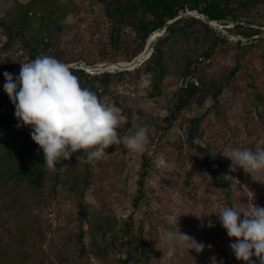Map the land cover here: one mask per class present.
Returning <instances> with one entry per match:
<instances>
[{"label": "rangeland", "instance_id": "rangeland-1", "mask_svg": "<svg viewBox=\"0 0 264 264\" xmlns=\"http://www.w3.org/2000/svg\"><path fill=\"white\" fill-rule=\"evenodd\" d=\"M59 1L61 29L53 30L50 56L71 64L85 58L93 65L104 55L122 56L137 46L135 32L126 27L122 37L127 46L115 53L110 45V22L97 0ZM14 8L13 0H0V18H8ZM30 23L39 25L33 19ZM240 23L264 32V14ZM234 25L230 20L210 26L214 30L210 37L226 41L196 65L201 75L220 81L237 67L223 88L219 105L208 96L164 128L162 118L182 82L179 73L185 54L197 57L208 43L201 37L200 24L194 36L184 38L176 33L165 44L167 74L161 95H147L150 76L142 70L130 79L112 81L103 90L102 102L115 104L126 117L118 129L121 135L145 129L147 144L142 151L110 146L94 163L85 162L83 156L78 159L80 152L73 153L55 170L45 165L44 181L35 188L21 168V131L0 134V264H208L213 257L218 263L224 259L234 240L220 226L218 207L236 206L241 211H251V205L264 207V173L253 174L252 179L242 169L231 171V161L224 157L232 148H264V41H254L259 34H239ZM26 59L17 44L0 48V73L14 65L11 73ZM87 70L95 73L90 67ZM94 82L102 89L99 81ZM193 118L200 122L190 143L187 134ZM4 136L9 139L7 144ZM143 157L148 161L144 194L134 207ZM80 203L86 210L84 217L79 214ZM175 225L180 234L203 243L204 249L199 252L179 239L172 244L173 255H164L168 242L159 239V228L174 231ZM80 229L85 251L77 239ZM235 264L241 262L235 259Z\"/></svg>", "mask_w": 264, "mask_h": 264}, {"label": "trees", "instance_id": "trees-1", "mask_svg": "<svg viewBox=\"0 0 264 264\" xmlns=\"http://www.w3.org/2000/svg\"><path fill=\"white\" fill-rule=\"evenodd\" d=\"M15 8L9 13L8 18H0V48L7 50L12 45H19L25 53L26 60L35 59L38 56L49 55L48 48L52 43L53 30H60L58 20L62 13L58 11L60 7L59 0H28L23 3L19 0H13ZM103 6L104 15L110 22V45L115 53L126 48L127 41L122 37V31L130 27L135 32L138 44L135 48L118 57L102 56L99 62H117L128 61L139 54L146 43L148 36L159 29L165 22L174 18L179 13L192 10L207 16L215 22L235 21V29L239 34L251 36L260 34L261 30L245 26L240 23L241 19L249 18L255 15L264 14V0H97ZM37 20L39 25L31 24V20ZM200 24L204 32L202 38L208 40L197 57L185 54L183 66L179 77L182 81L174 91V98L171 101L167 114L162 118L165 129L170 126L181 114V112L192 104H203L206 97L210 96L214 105L220 104V96L223 88L230 77L237 71V67H232L226 74V79L219 80L201 75L196 69L197 64L202 60H207L213 54L215 48L226 39L213 36V32L207 23L201 18L189 16L179 19L169 25L166 30L158 37L153 46L150 56L144 60L139 67L133 70H124L116 72L104 71L101 73H89L82 68L69 67L70 70L79 78L82 87L88 88L97 96H101L103 90L112 81L127 80L134 74L142 70L150 76V86L146 91L150 97H157L162 94L163 80L167 74V64L165 58V44L178 33L187 38L194 36L195 26ZM264 41V37L254 40ZM253 42V41H251ZM121 54V53H120ZM50 56V55H49ZM69 63V60H61ZM87 64H92L89 60L83 58ZM94 64V62H93ZM15 66L7 68L9 72ZM0 82L4 81L3 73H0ZM94 81H99L102 89L95 86ZM200 119L193 118L190 121L187 139L190 143L194 140V134L197 132ZM19 121L14 116V105L5 93L0 94V134H7L8 131L20 130L18 143V155L22 162V171L26 169L25 176L28 183L37 188L44 181L46 168L42 160L41 150L30 137V129L27 126L17 127ZM13 132V131H12ZM14 133V132H13ZM7 136V135H5ZM4 136L5 144L9 139ZM199 150L202 147L197 146ZM32 149V153L30 152ZM143 167L137 181V196L133 200V206L143 198L145 179L147 177L148 161L143 157ZM86 213L83 203L79 204V214L84 217ZM82 217V218H83ZM132 222V216H129ZM131 229V226L128 225ZM77 239L82 251H85L84 231L80 229L77 233ZM253 264H261L258 257H251Z\"/></svg>", "mask_w": 264, "mask_h": 264}, {"label": "clouds", "instance_id": "clouds-1", "mask_svg": "<svg viewBox=\"0 0 264 264\" xmlns=\"http://www.w3.org/2000/svg\"><path fill=\"white\" fill-rule=\"evenodd\" d=\"M3 91L14 105L17 127L27 126L31 140L39 146L44 165L55 170L61 160L80 152L85 162L101 160L110 146L123 145L130 152L144 150L147 135L143 127L121 135L118 129L127 120L115 104L108 105L88 88L69 66L53 56L42 55L20 63L17 76L4 72ZM224 157L231 161L230 170L237 168L249 174L264 173V148H232ZM206 175V174H205ZM220 226L230 240L229 247L241 264H252L258 257L264 264V207L251 205V211L239 207L220 206L217 209ZM243 214V218H241ZM159 239L168 242L164 255L172 256V244L179 239L188 241L202 251L197 243L175 230L159 228ZM211 264H218L215 257ZM222 264V261L219 262Z\"/></svg>", "mask_w": 264, "mask_h": 264}, {"label": "water", "instance_id": "water-1", "mask_svg": "<svg viewBox=\"0 0 264 264\" xmlns=\"http://www.w3.org/2000/svg\"><path fill=\"white\" fill-rule=\"evenodd\" d=\"M189 16H196L198 18H201L209 26H215V21L210 20L207 16L202 15L196 11L186 10V11L179 13L174 18L165 22L159 29L155 30L156 33H153V32H155V31H153L148 36L146 43H145V46L142 50V53L137 54L131 60L123 61V62H117L119 65L115 68H107L110 65L109 62H100V63H95L93 65H88L84 61H81V62H75L72 64L69 63L67 65L69 67L82 68L84 70H87V67H90V69L95 73H101L104 71L116 72V71H124V70H133L134 68L141 65V63L150 56V54L153 51V46H154L155 41L166 30V28L169 25H171L173 22H175L179 19L189 17ZM258 37H261V38L264 37V32L259 34ZM19 70H20V65L18 67V74H19ZM87 72H90V71L87 70ZM0 90H1V92H4L3 87H0Z\"/></svg>", "mask_w": 264, "mask_h": 264}, {"label": "built area", "instance_id": "built-area-1", "mask_svg": "<svg viewBox=\"0 0 264 264\" xmlns=\"http://www.w3.org/2000/svg\"><path fill=\"white\" fill-rule=\"evenodd\" d=\"M208 264H211L208 263ZM219 264V263H218ZM222 264H235V257L232 254L230 249H227L226 251V256L224 257V259L222 260Z\"/></svg>", "mask_w": 264, "mask_h": 264}, {"label": "bare ground", "instance_id": "bare-ground-1", "mask_svg": "<svg viewBox=\"0 0 264 264\" xmlns=\"http://www.w3.org/2000/svg\"><path fill=\"white\" fill-rule=\"evenodd\" d=\"M140 53H142V51H141ZM140 53H139V54H140ZM118 65H119L118 63H117V64H114V65H109L107 68H115V67H117ZM11 74H13V76L15 77V76L18 74V67L15 68V69L11 72ZM4 82H5V81H1V82H0V87H3ZM0 91H1V90H0Z\"/></svg>", "mask_w": 264, "mask_h": 264}]
</instances>
